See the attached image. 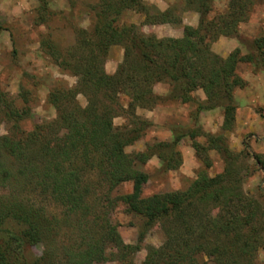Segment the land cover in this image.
Wrapping results in <instances>:
<instances>
[{"label":"trees","instance_id":"1","mask_svg":"<svg viewBox=\"0 0 264 264\" xmlns=\"http://www.w3.org/2000/svg\"><path fill=\"white\" fill-rule=\"evenodd\" d=\"M258 1L227 0L221 11L214 9L215 0H173L164 9L144 0H99L91 7V29L78 32L70 55L55 59L77 77L75 85L51 90L56 117L25 132L18 123L29 111L26 102L19 109L4 105L14 125L0 135V189L8 190L0 195V264H101L110 246L123 264H137L133 256L144 231L134 244L125 243L108 215L112 190L129 180H144L147 175L139 166L154 154L150 147L131 154L124 149L150 124L136 109L156 105L153 85L163 81L170 85L169 97L182 103L195 101L192 93L201 89L205 99L199 108L222 107L221 129H231L233 92L246 85L238 65L251 63L264 70V33L246 53L236 47L221 56L212 43L234 36ZM186 10L198 13L196 25L182 23ZM131 13L142 16L141 25L182 26V35L154 39L141 36L132 22L114 24ZM115 44L123 56L108 73L104 62ZM79 94L84 105L76 98ZM120 95L127 97L125 107ZM121 114L129 118V126L116 131L112 117ZM181 136L170 144L157 143L159 150L169 147L157 150L162 171L180 165L175 145ZM213 140L208 146L217 148ZM252 157L264 168L259 154ZM229 169L210 176L202 168L183 189L115 196L144 228L159 222L163 229L162 244L150 247L139 264H257L256 253L264 248V211ZM212 205L217 213L209 215Z\"/></svg>","mask_w":264,"mask_h":264},{"label":"rangeland","instance_id":"2","mask_svg":"<svg viewBox=\"0 0 264 264\" xmlns=\"http://www.w3.org/2000/svg\"><path fill=\"white\" fill-rule=\"evenodd\" d=\"M144 1L159 9H164L173 2ZM98 2L99 0H0V97L4 99L3 102L0 98V135L9 133L14 125L12 116L7 115L5 103L19 109L26 102L29 111L24 113L18 123L19 130L25 132L56 117V109L50 97L51 90L73 86L77 82V77L62 69L57 61L67 57V54L70 55L68 51L72 50L81 29H91L94 21L91 7ZM226 4L227 0H215L214 9L221 11ZM182 17L183 24L194 22L196 25L198 13L193 10L182 11ZM38 20L40 21L36 22ZM141 20L142 16L131 13L114 24L117 26L122 22H132L138 27L141 36L154 39L182 35V26L177 24L141 25ZM262 33L264 0H259L249 18L239 23L237 33L232 37H219L212 43V50L226 56L238 47L241 53H246L251 50L252 40ZM122 56L123 49L120 45L109 47L104 62L106 72L113 73ZM238 68L237 73L247 76L251 81H246L243 88H238L241 94L237 96V100L233 98L236 111L231 129H221L222 107L199 108V103L205 99L201 89L192 93L195 101L182 103L169 97L168 83L157 81L153 85L156 105L150 109H136V115L147 119L150 124L136 141L124 149L131 154L150 147L149 152L154 154L145 164L139 166L147 175L144 180H129L118 185L108 199V215L125 243L134 244L139 231H144V239L133 256L135 263L139 264L144 260L150 247L162 244L164 232L159 222L144 228L143 221L129 212L115 197L117 195L137 190L144 197L183 189L197 177L200 169L205 168L207 174L213 176L227 166L230 167L229 172L234 171L233 176L242 179L245 195L258 200L264 211V168L263 165H257L252 157V153L259 154L264 162V94L261 101H257L259 85L264 89V70L251 63H239ZM253 94L255 97H252ZM76 98L81 105L85 104L83 95L79 94ZM126 100V96L120 95L123 107L126 106ZM112 122L116 131L123 126H129V118L125 114L115 115ZM178 134H183L175 145V150L180 155V165L174 170L164 172L160 169L161 158L157 155L160 148L158 149L157 143L170 144ZM217 134L223 138L219 139ZM210 137H215L211 144L217 145V148L208 146ZM161 148L163 150L159 152L166 151L169 147L166 145ZM103 188L96 191L99 196ZM7 194V189H0V195ZM29 200L33 201V197H29ZM105 201L106 199L101 200V203ZM211 207L208 214H216L217 207ZM52 210L57 211L51 206ZM40 249L33 248L37 252ZM256 263L264 264V248L257 251ZM101 264L123 263L117 257L116 248L110 246L107 249V258Z\"/></svg>","mask_w":264,"mask_h":264},{"label":"crops","instance_id":"3","mask_svg":"<svg viewBox=\"0 0 264 264\" xmlns=\"http://www.w3.org/2000/svg\"><path fill=\"white\" fill-rule=\"evenodd\" d=\"M191 25H195V23L194 22H192V23H190ZM224 54V53H223ZM226 54V53H225ZM239 69V68H238ZM239 71V70H238ZM241 76H243V75H241ZM243 78L246 80V81H251V79L250 78H248L247 76H243ZM259 95L257 94V96H258V98L259 99H257V101H261V97H262V95L264 94V89H263V87L262 86H260L259 85ZM241 94V92L239 91V89L238 88H236L235 90H234V92H233V98L235 99V100H237L238 99V97L237 96H239ZM252 97H255V94H253L252 95ZM252 97H249V98H252ZM239 108L237 107V110H238ZM263 111H264V108H263ZM222 119H223V116L221 117V123H222ZM260 120H261V118H260Z\"/></svg>","mask_w":264,"mask_h":264}]
</instances>
